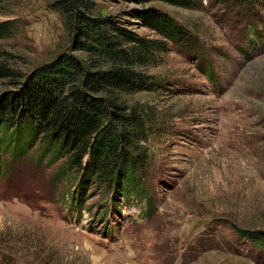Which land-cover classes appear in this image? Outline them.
<instances>
[{
    "label": "rangeland",
    "instance_id": "374dc122",
    "mask_svg": "<svg viewBox=\"0 0 264 264\" xmlns=\"http://www.w3.org/2000/svg\"><path fill=\"white\" fill-rule=\"evenodd\" d=\"M56 1L0 0V23L13 24L0 67L28 74L68 51ZM93 2L95 14L157 37L140 27L136 3ZM146 7L174 17L195 43L170 44L150 69L163 89L126 97L159 115L149 201L111 202L92 188L81 203L65 159L40 163L37 144L13 167L0 150V264H264L242 233L264 232V6ZM13 83L0 78V97Z\"/></svg>",
    "mask_w": 264,
    "mask_h": 264
},
{
    "label": "trees",
    "instance_id": "16d2710c",
    "mask_svg": "<svg viewBox=\"0 0 264 264\" xmlns=\"http://www.w3.org/2000/svg\"><path fill=\"white\" fill-rule=\"evenodd\" d=\"M126 1L141 7L135 17L156 38L141 36L114 16L95 14L93 0H58L54 8L72 38L68 51L28 74L0 67V78L14 82L13 90L0 97V150L13 167L37 144L40 163L65 159L64 168L77 176L75 200L81 203L92 188L101 189L111 202L115 194L128 204L149 201L144 184L154 161L150 141L160 130L159 115L126 97L163 89L165 82L150 69L172 44H195L174 17L146 6L190 9L202 0ZM216 1L232 10L264 6V0ZM12 25L0 23V38L10 35ZM242 233L264 252V232Z\"/></svg>",
    "mask_w": 264,
    "mask_h": 264
}]
</instances>
